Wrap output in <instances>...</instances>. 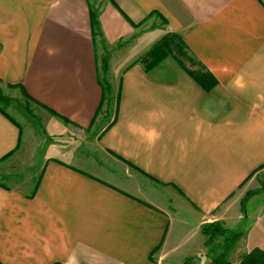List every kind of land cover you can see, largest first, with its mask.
I'll list each match as a JSON object with an SVG mask.
<instances>
[{"label":"crops","instance_id":"0c3cea01","mask_svg":"<svg viewBox=\"0 0 264 264\" xmlns=\"http://www.w3.org/2000/svg\"><path fill=\"white\" fill-rule=\"evenodd\" d=\"M0 87L40 124L0 112V264L264 249V0H0Z\"/></svg>","mask_w":264,"mask_h":264},{"label":"trees","instance_id":"16d2710c","mask_svg":"<svg viewBox=\"0 0 264 264\" xmlns=\"http://www.w3.org/2000/svg\"><path fill=\"white\" fill-rule=\"evenodd\" d=\"M173 43L176 49L178 48L180 50L182 49L186 50V46L183 43L182 39L177 35H173V34L164 35L162 39L158 41L156 46L158 47L165 46L166 48L169 49ZM173 57L180 65L183 66V64L180 62V60H178V58H176L175 56ZM8 87L14 88L15 86L8 85ZM27 99L28 101L25 102L24 109L28 114H30L32 118L36 119V117L33 116L32 110L28 108L29 102L31 100L29 98ZM10 101L11 98L4 96L0 93V112L4 114L7 118L15 122L10 116H8L5 113V109H7L6 107ZM101 107L102 105L98 108L97 114H99V112L101 111ZM255 193L256 192H249L245 195L244 199L241 202L242 212L245 209L244 208L245 200L249 196L254 195ZM200 232L205 238L204 244L207 247V254L205 256L209 260L208 264H231L229 261V255L234 250L237 243L243 237V231L240 229L225 228L221 222L215 221V222L203 224L200 228ZM182 264H195V263L193 259L189 258L186 259ZM239 264H264V249L258 247L252 248L251 250H249L248 253L244 254L240 258Z\"/></svg>","mask_w":264,"mask_h":264},{"label":"rangeland","instance_id":"374dc122","mask_svg":"<svg viewBox=\"0 0 264 264\" xmlns=\"http://www.w3.org/2000/svg\"><path fill=\"white\" fill-rule=\"evenodd\" d=\"M173 41H176V40H173ZM172 41V42H173ZM171 49V51H170ZM168 53L170 54H173V56H175L176 58H178V60H180V62L182 64H184L188 69H194L195 67L191 64V62L189 61L191 59V56L188 54V52L185 50V49H176L174 47V43L170 46V48L168 49ZM1 88H4V87H0V93L3 95V91L1 90ZM4 90V89H3ZM9 92V91H8ZM10 94V93H9ZM12 94V93H11ZM10 94V95H11ZM13 96V95H11ZM11 98V101L8 103L7 105V110L8 112H10V114L15 118L17 119L19 122H25V123H28V124H32L33 126H35V128H39L40 127V124L38 123V121L34 120L30 114H28L26 112V110L24 109V106H25V103L23 101V99H18V98H12V97H9ZM32 105L29 104L28 108L31 110V107ZM27 129V128H25ZM242 224L234 227L236 229H239L241 228ZM242 229V228H241ZM244 229V228H243ZM233 263V262H232ZM234 264V263H233Z\"/></svg>","mask_w":264,"mask_h":264}]
</instances>
